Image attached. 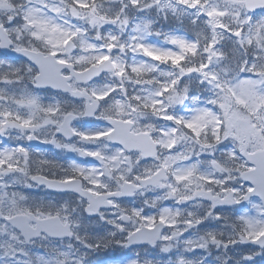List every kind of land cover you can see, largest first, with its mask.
Masks as SVG:
<instances>
[{"label":"snow or ice","instance_id":"6c2138e0","mask_svg":"<svg viewBox=\"0 0 264 264\" xmlns=\"http://www.w3.org/2000/svg\"><path fill=\"white\" fill-rule=\"evenodd\" d=\"M121 249L264 264V0H0V264Z\"/></svg>","mask_w":264,"mask_h":264},{"label":"flooded vegetation","instance_id":"af4514ba","mask_svg":"<svg viewBox=\"0 0 264 264\" xmlns=\"http://www.w3.org/2000/svg\"><path fill=\"white\" fill-rule=\"evenodd\" d=\"M24 143H27V142H24ZM33 143H35V142H33ZM38 147L43 149L49 155L56 153L55 149H53L51 145H47V146H43V147L39 145ZM23 191L26 193H31V198L33 200H35V199H41L42 200V199H46V198H48V199L53 198V196L48 191H46V189L40 188V187H37L32 191H28V190H23Z\"/></svg>","mask_w":264,"mask_h":264},{"label":"rangeland","instance_id":"374dc122","mask_svg":"<svg viewBox=\"0 0 264 264\" xmlns=\"http://www.w3.org/2000/svg\"><path fill=\"white\" fill-rule=\"evenodd\" d=\"M55 152H57V150L55 149ZM64 156H67V157H72V158H74V159H76V160H81L82 158H80V157H78V156H75V154H71V153H64L63 154ZM35 188H33V189H23V190H28V191H32V190H34ZM147 211H151V210H147ZM120 252H121V254L123 253V250L121 249L120 250ZM114 254L113 253H109V255H108V257H112ZM108 264H117V263H113V262H109Z\"/></svg>","mask_w":264,"mask_h":264},{"label":"trees","instance_id":"16d2710c","mask_svg":"<svg viewBox=\"0 0 264 264\" xmlns=\"http://www.w3.org/2000/svg\"><path fill=\"white\" fill-rule=\"evenodd\" d=\"M109 253H113L114 254V253H119V251L118 250H115V251L109 250V252L106 255L102 253L101 254V258L104 259L105 257H107L109 255Z\"/></svg>","mask_w":264,"mask_h":264},{"label":"water","instance_id":"95a60500","mask_svg":"<svg viewBox=\"0 0 264 264\" xmlns=\"http://www.w3.org/2000/svg\"><path fill=\"white\" fill-rule=\"evenodd\" d=\"M35 144H36V142L35 143H33V145L35 146ZM48 190V189H47ZM49 191V190H48ZM140 247H143V246H140Z\"/></svg>","mask_w":264,"mask_h":264}]
</instances>
